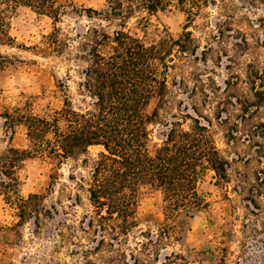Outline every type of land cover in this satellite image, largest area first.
<instances>
[{
	"label": "rangeland",
	"instance_id": "1",
	"mask_svg": "<svg viewBox=\"0 0 264 264\" xmlns=\"http://www.w3.org/2000/svg\"><path fill=\"white\" fill-rule=\"evenodd\" d=\"M58 1L97 12L107 8V0ZM137 15L150 20L147 29ZM137 15L125 30L146 42L166 35L176 39L189 31L199 47L197 58L175 62L166 105L157 109L153 100L148 106L149 113L158 111L147 127L148 150L161 145L170 122L187 129L193 121L184 115L204 125L199 116L205 117L219 153L229 163L228 179L220 182L207 171L197 186L205 205L188 220L177 241L169 239L161 246L140 241V230L155 232L164 221L161 193L144 187L136 198L138 227L119 245L109 246L108 238L102 242L84 224L85 215L94 216L93 208L86 191L70 180L88 176L102 149L91 147L84 156L60 161L32 156L16 170V193L22 198L42 195L46 208L52 209L38 222L20 221L0 189V264H163V256L171 253L181 255L174 259L177 264H264V104L255 106L251 91L255 87L264 92V0H213L190 21L176 6ZM60 21L28 7L10 8L0 0V28L11 39L0 44V155L10 147L29 148L23 127L17 126L13 134L6 127V113L47 116L67 101L74 109L89 108L90 99L80 86L84 62L76 57L80 40L74 29L100 20L89 22L83 11ZM102 23L108 33L119 29L115 20ZM56 27L65 47L49 52L47 38ZM180 80L185 87L179 86Z\"/></svg>",
	"mask_w": 264,
	"mask_h": 264
},
{
	"label": "trees",
	"instance_id": "2",
	"mask_svg": "<svg viewBox=\"0 0 264 264\" xmlns=\"http://www.w3.org/2000/svg\"><path fill=\"white\" fill-rule=\"evenodd\" d=\"M5 1L10 8L28 7L56 23L68 13L80 15L83 11L89 22L93 18L100 20L74 29L80 40L76 57L84 62L80 86L90 99L89 108L74 109L67 101L63 108L47 116L19 111L4 115L11 134L21 126L29 143L28 149L10 147L0 155V189L17 209L20 221L38 222L40 215L49 217L48 209H52L46 208L42 195L30 194L27 198L17 195L16 170L25 159L32 156L57 161L74 159L84 156L91 147H100L102 151L93 161L88 176L70 178L86 191L93 208L94 216L83 217L87 229H92L102 242L108 238L109 246L113 242L119 245L122 238L138 227L136 198L141 189L149 186L162 195L164 221L155 232L140 230V241L146 240L149 246H161V242L169 239L177 241L188 220L205 205L197 188L201 177L212 171L220 182L225 181L229 163L215 145L210 121L202 116L199 117L206 121L205 125L184 115L193 121L187 129L179 122H170L161 145L153 152L148 150L147 127L157 118V109L167 103L169 74L175 70L176 61L185 63L189 56L197 58L199 47L189 31L176 39L166 35L148 43L126 31L125 25L137 14L152 15L172 6L185 11L190 21L213 0H107V8L101 12L80 9L67 1ZM136 18L141 27L148 28L150 20L146 16ZM112 20L118 22L119 29L108 33L101 24ZM59 33L56 27L48 36L49 52L64 49L65 42L58 37ZM10 41L2 26L0 44ZM179 86L185 87L183 80ZM251 91L255 106L264 104L263 90L252 87ZM153 100L157 109L149 113L147 109ZM141 247L146 249L147 245L142 243ZM180 257L176 253L164 255L163 264H177L174 259Z\"/></svg>",
	"mask_w": 264,
	"mask_h": 264
}]
</instances>
